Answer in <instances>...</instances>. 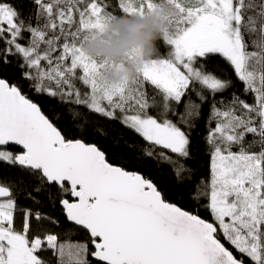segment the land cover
Returning <instances> with one entry per match:
<instances>
[{
	"label": "snow or ice",
	"instance_id": "6c2138e0",
	"mask_svg": "<svg viewBox=\"0 0 264 264\" xmlns=\"http://www.w3.org/2000/svg\"><path fill=\"white\" fill-rule=\"evenodd\" d=\"M23 2L0 0V264H264V0H30L27 15ZM163 9L151 56L85 53L119 35L107 31L118 17ZM129 63L132 78H107ZM25 82L61 104L68 129ZM80 109L137 139L85 142ZM202 124L208 176L193 182L186 162ZM16 193L58 205L66 239L38 210L20 209L18 224Z\"/></svg>",
	"mask_w": 264,
	"mask_h": 264
},
{
	"label": "trees",
	"instance_id": "16d2710c",
	"mask_svg": "<svg viewBox=\"0 0 264 264\" xmlns=\"http://www.w3.org/2000/svg\"><path fill=\"white\" fill-rule=\"evenodd\" d=\"M17 7H20V4L17 3ZM33 10V5L31 4L30 0H24L23 2V12L25 15ZM158 47L163 49L162 43L158 42ZM166 51V50H165ZM13 64H15V61H13ZM8 76H16L18 73L13 69L10 70L7 74ZM240 86L237 85V87L234 89L239 94ZM24 92L32 99L36 100L44 110V112L52 116L54 113H62L64 116V119L60 121V126L64 129L69 128V121H68V114L64 110V108L61 106V104L54 99H51L47 96H37L36 93L32 92L28 82L24 83ZM225 97L228 96V93L224 94ZM243 98V97H242ZM249 102H251V97L247 98ZM74 107V106H73ZM81 112H84V116H82L79 120L76 121L77 125H82L84 122L85 117L88 121V127L85 129L83 127H79L78 131L76 132V135L78 138H81L85 140L87 143H99V144H105V143H113L117 140H120L121 143L126 140H134L137 139L133 136L131 132L124 129L119 123L116 122H109L104 120L103 118L87 113L84 109H80ZM121 133H123V139H121ZM205 134V126L202 124L200 129H198L195 134L193 135V143H192V156L191 158L186 162L187 167L191 170V178L193 182L203 180L208 176V166H209V157L207 155L205 145L203 142V136ZM105 136L107 139H105ZM251 139V137H249ZM142 143V141H141ZM112 163H121L125 164L126 162L121 158V155L118 153H114L111 157ZM130 169L134 166L127 165ZM153 174H156V169H152ZM4 176H8L10 178V173H3ZM17 196V202H18V211H17V223L19 224L20 220V209L23 208H30L34 212L35 211H41L42 213H46L48 215H52L57 217L61 224L59 227L52 228L51 230L59 233L61 240L66 239V236L64 235L65 231L72 227V225L65 222L63 214L59 208V206H52L47 199L43 195H39L37 199L40 201L39 204L34 203L32 200L25 198L20 193H16ZM167 199H170L171 202L178 204V206L186 207L185 198H182L181 196L172 193ZM201 215L207 218V213L201 210ZM72 240H79L82 239V236L79 233L74 234L71 237ZM40 255L45 258H50L49 252H41Z\"/></svg>",
	"mask_w": 264,
	"mask_h": 264
},
{
	"label": "clouds",
	"instance_id": "9594fccd",
	"mask_svg": "<svg viewBox=\"0 0 264 264\" xmlns=\"http://www.w3.org/2000/svg\"><path fill=\"white\" fill-rule=\"evenodd\" d=\"M168 10H157L147 18L118 17L107 26L108 32L119 33L118 36L96 37L90 40L84 47L87 55L93 57H105L111 63L119 62L132 49H140L145 57H149L156 51V41L159 39L165 23L162 17ZM135 63H129L126 67L116 68L107 73V78L113 81H123L135 75Z\"/></svg>",
	"mask_w": 264,
	"mask_h": 264
}]
</instances>
